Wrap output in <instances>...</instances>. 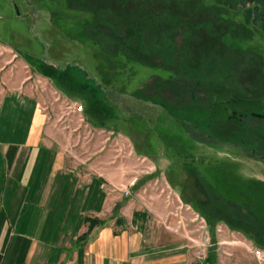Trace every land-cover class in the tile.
<instances>
[{
    "label": "rangeland",
    "instance_id": "rangeland-1",
    "mask_svg": "<svg viewBox=\"0 0 264 264\" xmlns=\"http://www.w3.org/2000/svg\"><path fill=\"white\" fill-rule=\"evenodd\" d=\"M258 1L0 0V42L40 65L42 70L31 69V80L44 95V107L55 109L68 134L100 138L102 151L116 155L130 183L117 193L122 190L130 197L137 184H146H140L141 177L149 175L140 199L154 195L163 202L162 228L194 247L199 260L213 244L206 215L229 220L240 216L226 206L218 191L226 192L221 184L231 186L235 191L228 193L237 200L240 190L257 187L255 174L264 175L263 162L248 159L246 149L243 158L233 145L246 140L264 154V121L252 119V109L242 102L228 105L229 111L249 113L242 117L231 119L225 108L229 97H264L260 59L242 52L264 57V0ZM44 62L92 79L85 98L95 102L96 113L106 114L97 113L100 123L87 116L84 103L62 94L44 77ZM244 91L256 93L246 97ZM72 101L83 104L81 115L68 107ZM176 116L231 143L195 141ZM243 170L247 181L234 176ZM98 220L88 218V233ZM228 228L225 222L217 224L218 240L238 242L237 233Z\"/></svg>",
    "mask_w": 264,
    "mask_h": 264
},
{
    "label": "crops",
    "instance_id": "crops-1",
    "mask_svg": "<svg viewBox=\"0 0 264 264\" xmlns=\"http://www.w3.org/2000/svg\"><path fill=\"white\" fill-rule=\"evenodd\" d=\"M251 53L259 57L264 75V57ZM41 65L48 66L46 79L62 94L84 103L87 116L100 123L97 113L106 114L96 113L95 102L85 98L86 84L92 82L89 76L69 75V67ZM38 67L0 42V264H260L250 247L264 248L263 174H253L257 187L247 193L240 190L237 200L228 193L235 191L231 186L220 185L227 192L218 190L226 206L236 208L233 211L240 216L210 217L216 224L225 222L239 241L222 242L216 231H210L213 244L199 260L194 247L162 228L163 202L154 195L140 199L149 175L141 177L140 184L144 180L146 184H137L130 197L122 190L117 193L118 187L130 183L116 155L102 151L100 138L68 134L55 118V109L44 107V95L37 81L31 80ZM261 98L242 103L262 113L264 121ZM253 136L258 135L253 132ZM245 141L233 144L243 158L246 152L240 145ZM247 158L264 163L248 153ZM234 176L242 181L249 178L244 170ZM118 205L119 214L114 213ZM88 218L99 219L90 233Z\"/></svg>",
    "mask_w": 264,
    "mask_h": 264
},
{
    "label": "trees",
    "instance_id": "trees-1",
    "mask_svg": "<svg viewBox=\"0 0 264 264\" xmlns=\"http://www.w3.org/2000/svg\"><path fill=\"white\" fill-rule=\"evenodd\" d=\"M239 1H243V0H239ZM247 2H257L258 0H246ZM257 3H259V1L257 2ZM264 21V20H263ZM248 54H252L251 52H249ZM253 56H254V54H253ZM129 59L130 60H135V59H133V57H132V55H130L129 56ZM254 91H256V90H254ZM262 90H260V92H261ZM240 93V92H239ZM253 93L255 94L256 92H252V91H244V95L247 97H251L252 95H253ZM260 97H261V94H260ZM230 99H232V100H228V99H226L227 101H226V103H225V108H226V111L228 112L229 111V106L228 105H230L232 102H234V103H237V104H240L241 102H243V101H251V102H258L256 99H251V100H249V99H246L245 97H243V98H240L239 96H238V99H236V98H233V97H229ZM223 99V98H222ZM224 100V99H223ZM222 103H223V101H221ZM242 104V103H241ZM238 111L235 109H233V108H231V110L229 111V117L231 118V119H233V117L235 118V117H238L239 115V117H242V115H245L246 113L245 112H241V113H237ZM252 112V111H251ZM237 114H239V115H237ZM249 114V113H248ZM175 116V115H174ZM252 116H254V118L256 119V120H261V121H263V114L262 113H260V112H252V113H250V117L252 118ZM176 119L177 120H179L180 121V123H182L183 125L182 126H184L185 127V129H189V131L187 132L188 134H189V136L193 139V140H195V141H198V142H201V143H209L210 142V139H213V143H219V142H222L223 140L222 139H220L219 138V140H218V138H215V135H214V133H212L211 131H209V130H207L205 127H202V126H200L199 124H197V123H194V124H192V123H190V122H187V120L186 119H182V118H178L177 116H176ZM249 134L250 135H253V131H251V130H249ZM165 139V138H164ZM212 142H211V144H213ZM240 146H243L247 151H248V155H249V157H260V158H262V159H264V154L263 153H261V152H259L258 151V148L257 147H255V145L254 144H252V145H249V144H241ZM198 208V207H197ZM206 217L208 218L207 219V222H208V225H209V227H210V231H216V226H217V224L215 223V221H212L213 219H211V217L209 216V215H206Z\"/></svg>",
    "mask_w": 264,
    "mask_h": 264
},
{
    "label": "built area",
    "instance_id": "built-area-1",
    "mask_svg": "<svg viewBox=\"0 0 264 264\" xmlns=\"http://www.w3.org/2000/svg\"><path fill=\"white\" fill-rule=\"evenodd\" d=\"M68 107L70 108V110H73L74 113L77 114H82L84 112V106L83 104L79 103V102H70L68 103ZM137 181V178H135L132 182V184H135ZM203 224V228L206 227V222L204 221V219L201 220ZM223 229L221 227L218 228V231H222ZM209 236H206V241L209 243ZM251 251L253 252L254 256L257 258V260L259 261L260 264H264V248L261 247H256V246H251L250 247Z\"/></svg>",
    "mask_w": 264,
    "mask_h": 264
}]
</instances>
